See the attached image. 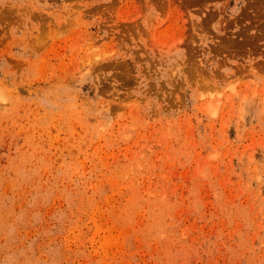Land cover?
Here are the masks:
<instances>
[{
  "label": "rangeland",
  "instance_id": "rangeland-1",
  "mask_svg": "<svg viewBox=\"0 0 264 264\" xmlns=\"http://www.w3.org/2000/svg\"><path fill=\"white\" fill-rule=\"evenodd\" d=\"M0 264H264V0H0Z\"/></svg>",
  "mask_w": 264,
  "mask_h": 264
}]
</instances>
